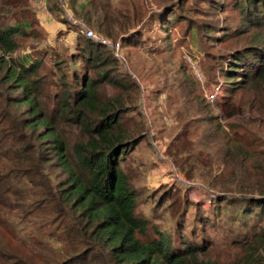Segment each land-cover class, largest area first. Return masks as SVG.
Instances as JSON below:
<instances>
[{
	"label": "trees",
	"instance_id": "obj_1",
	"mask_svg": "<svg viewBox=\"0 0 264 264\" xmlns=\"http://www.w3.org/2000/svg\"><path fill=\"white\" fill-rule=\"evenodd\" d=\"M182 1L174 5L180 8ZM200 1L206 9L228 5V0ZM243 1L231 0L239 8L240 26L220 30L222 40H242L222 58L220 98L201 96L187 77L169 87L210 126L207 148L194 149L189 119L166 144L176 170L200 178L209 189L204 193L209 203L205 207L204 201L181 194L166 226L167 217L158 209L169 199L167 191L155 193L139 182L145 174L142 159L128 170L129 155L150 132L137 104L144 81L138 84L118 68L121 61L111 46L83 33L73 37L68 50L74 51L67 57L52 51L47 69L37 52L14 57L18 39L35 26L43 30L42 20L30 0H0V163L9 165L6 171L0 168V205L20 207L23 213L38 210L59 230L62 249L44 264H224L210 241L226 207V222L246 225V237L238 242L247 247L233 264H264V138L249 128L256 123L264 129V0ZM75 3L70 0L71 11ZM80 6L82 13L73 12L96 33L119 38L121 54L139 42L142 32L134 26L142 17L136 10L110 14L108 3L91 0ZM46 8L59 12L55 0ZM172 10L168 5L154 20L168 24L176 16ZM75 21L66 23L76 26ZM239 89L252 94L236 96ZM171 99L158 91L155 107ZM11 248L0 239V264H38L30 252Z\"/></svg>",
	"mask_w": 264,
	"mask_h": 264
},
{
	"label": "rangeland",
	"instance_id": "obj_2",
	"mask_svg": "<svg viewBox=\"0 0 264 264\" xmlns=\"http://www.w3.org/2000/svg\"><path fill=\"white\" fill-rule=\"evenodd\" d=\"M48 1L54 0H44L45 8ZM55 1L58 2L59 10L56 15H54V12L50 14L47 8L46 10L38 9L33 0H30L37 15L42 20L40 26L43 30H39L35 26L31 34L19 38V48L13 53L14 57L37 52L36 54L42 56L45 60L47 69L52 61L51 52L55 51L60 58L67 57L70 51H74L71 48L68 50L69 45L74 40L73 37H78L85 28H90L95 36L106 39L109 42L108 46L118 41L119 38L112 40L96 33L92 26L82 19L80 14L73 12L76 10L82 13L80 4L86 2V0H76L73 11H71L70 0ZM91 1L96 5L108 3V10L110 11L108 13L110 14L112 12L117 15L118 11H124L128 8L129 11L136 10L142 17V20H139L140 22L138 21V24L134 26L142 32L140 40L137 44L123 48L121 55L123 59L115 56L114 49L111 46L114 56L121 61L117 64L118 68L128 72L130 77L138 84H141L142 81L145 84L143 89L140 88L137 104L142 115V121L146 128L150 129V132L145 141L129 155L128 170L132 169V164L136 163L137 158L142 159L145 174L140 177L139 182L145 183L155 193L167 191L169 199L164 200L158 209L161 216L167 217L163 222L165 225L175 215L173 210L180 204L181 194L193 201H199L200 203L204 201V206L207 207L209 200L204 193L208 188L200 178L196 176L187 177L181 171H178L181 177L189 181V184L184 188L172 176L170 171L172 162L167 157L166 144L169 135L177 130L183 121L189 119L192 120V123L188 136L195 144L194 149L195 147L207 148L210 138L206 130L210 126L193 111L194 105L183 99L181 100L179 95L172 93L174 88L170 90L169 87L176 86L179 79L182 82L187 77L195 83V92L201 96L206 95L215 86L220 85L221 90L224 88L225 78L222 75L221 68L224 67L225 62L222 58L224 53L228 51L226 49L229 46L233 47L241 44L242 40L238 42L235 37L222 40L220 30L229 28L228 32H232L240 26L239 8L233 7L231 0H228V5H224V7H210V9H206L208 7L207 3L200 0L182 1L180 8L174 5L177 0ZM242 2L244 1L241 0ZM168 5L174 8L172 11L176 12L178 17H171L172 21L168 24L166 22L163 24L157 23L154 19L163 16ZM88 8L90 9L91 5H88ZM71 16L74 20L76 19L77 22L74 23L78 25L68 27L66 22L68 19L73 21ZM204 26L213 29L206 31L203 29ZM128 27L124 29L128 30ZM193 66H196L202 73L200 79L195 76ZM220 82L223 84L221 85ZM113 90V88L110 89L111 92ZM158 91L162 92L163 97L166 94H171V104L165 106L166 103L163 100L158 108L155 107L157 105L154 96ZM251 94L252 91L250 90H245L243 93L239 89L236 92V96L241 95L244 98L250 97ZM211 104L214 105V103ZM152 110L160 111L152 114ZM213 110L217 112V109L213 108ZM131 114L133 115V113ZM249 128L250 131L256 132L264 138V129L259 128L256 123H249ZM239 131L241 132V130ZM70 136L73 135L70 134ZM246 138L247 140L250 139L249 137ZM1 167L6 171L9 165L7 162H2L0 163ZM196 172L199 174L198 171ZM169 206L172 207L168 208ZM144 207L147 209L145 205ZM28 210L34 209L30 206ZM222 211H225V214L220 216L221 222L216 231H211L212 239L210 242L213 243L214 252L223 260L224 264H233L238 260V257L244 254L247 247L238 242V240L246 237L242 234L246 225L237 220L226 222L229 217L227 207L223 208ZM42 216L38 210L32 213H23L20 207L7 208L0 205V239L7 242L12 250H16L22 255L25 251L30 252L38 264H44L46 258L53 257L63 246V239L58 235L59 230ZM34 241L41 242L40 245L45 242L44 247L39 246L38 243L35 244ZM51 247L54 251L51 250Z\"/></svg>",
	"mask_w": 264,
	"mask_h": 264
},
{
	"label": "built area",
	"instance_id": "obj_3",
	"mask_svg": "<svg viewBox=\"0 0 264 264\" xmlns=\"http://www.w3.org/2000/svg\"><path fill=\"white\" fill-rule=\"evenodd\" d=\"M33 3L35 5H37L38 9L46 10V8L44 7V0H33ZM82 31L85 34V36H87V37L94 38L98 42L105 44V45L109 44V42L106 39H104L102 37L95 36L94 32L90 28H85ZM111 46L114 49L115 56L120 58V59H123L121 57L122 54L120 53L119 41H116ZM193 68L195 69V71H194L195 76L200 79L202 77V73L198 70V68L196 66H193ZM222 90H223V88H222ZM222 90L220 89V85L215 86L213 89H211V90H209V92H207V94H206L207 99L209 101H214L215 99H219L221 94H222ZM170 171H171L172 176L174 177V179L177 181V183L180 186H187L189 184V181L186 180L184 177H181V175L179 174V172L176 170V168L174 167V165L172 163L170 164Z\"/></svg>",
	"mask_w": 264,
	"mask_h": 264
}]
</instances>
